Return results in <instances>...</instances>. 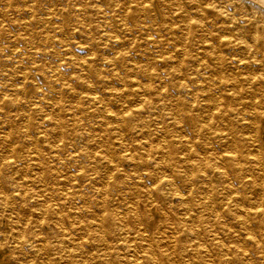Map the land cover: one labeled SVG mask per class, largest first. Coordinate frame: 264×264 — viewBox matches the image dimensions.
Returning a JSON list of instances; mask_svg holds the SVG:
<instances>
[{"label": "clouds", "instance_id": "9594fccd", "mask_svg": "<svg viewBox=\"0 0 264 264\" xmlns=\"http://www.w3.org/2000/svg\"><path fill=\"white\" fill-rule=\"evenodd\" d=\"M0 182L10 264H264V13L0 0Z\"/></svg>", "mask_w": 264, "mask_h": 264}, {"label": "rangeland", "instance_id": "374dc122", "mask_svg": "<svg viewBox=\"0 0 264 264\" xmlns=\"http://www.w3.org/2000/svg\"><path fill=\"white\" fill-rule=\"evenodd\" d=\"M108 1V0H107ZM107 1L105 0L104 2L102 1H99V0H95V2L96 3H99V7L100 8H102V9H105V5L107 4ZM249 1H250V3H249ZM223 2L225 3V4H227L228 5V7L230 8V9H232V10H234V11H237V13L238 14H242V13H245V12H247V13H249V14H253V13H256V12H259V13H264V3H261V2H259L258 0L255 2V0H223ZM259 2V3H258ZM25 15H28V13H25ZM25 19H27L26 17H25ZM241 27H243V28H245L244 30L246 31V32H252V31H254V26L253 25H248L245 21H241V25H240ZM75 40H77V41H79L80 43H84V41L81 39V36L80 35H77V36H75ZM78 51H80L81 52V54H84V53H86L87 51H89L88 49H78ZM108 51H110V50H108ZM229 51H232L231 49H229ZM105 54H107V52L105 51ZM137 56L139 57L137 60H135L134 62L135 63H139V64H143V63H145V60H144V58H143V56H144V53L143 52H138L137 53ZM41 62H50V63H54L55 62V58L54 57H52V56H47V57H45L44 58V61H38V63H41ZM165 67H167V65H165ZM253 67H259V66H256V65H254ZM67 71L69 72V73H71L73 76L74 75H76V69L73 67V66H69V68L67 69ZM180 76H182V75H180ZM40 77H41V79H43L44 77L40 74ZM112 86H114V87H120V85L119 84H114V85H112ZM101 88H103L104 89V91H109V89L108 88H105L104 87V85H101ZM100 93L99 92H92V93H89V95H92V96H97V95H99ZM173 94L174 95H180V92L178 91V90H173ZM54 95V94H53ZM210 101H208L207 99H206V103H209ZM72 103H77V100H73L72 101ZM82 107H83V105H81ZM115 109H113V111H114ZM21 111H23V110H21ZM72 109H68V112H69V114H71L72 113ZM92 111H95V112H98L99 111V109L98 108H93L92 109ZM51 115V114H50ZM81 114L80 113H76V116L77 117H79ZM69 117H63V119H68ZM153 119H159V117H157V116H155V115H153V117H152ZM95 120H103V119H105V117H103V116H98V117H95L94 118ZM50 127H54V125H49ZM191 127H192V125H191V122L189 121V122H187L184 126H183V133H182V135L183 136H185V137H187V138H191V133H190V131H191ZM94 128H95V131H96V133L97 134H100L101 133V128H102V126L99 124V123H94ZM129 138H133V139H144V140H147V137H145L142 133L140 134V135H137L135 132H131V131H128V132H126L125 133ZM87 138L86 137H82L81 139H80V143H83L85 140H86ZM153 143H155V142H157V141H155V140H153L152 141ZM29 147H31V145H29ZM193 147H194V145H193ZM217 147L219 148V147H223V145H217ZM42 151H47V147L45 146V148H43L42 149ZM204 153H201V155H203ZM33 159H35V160H33V163H41L38 159H37V157H36V155H34V157H33ZM126 167H133V168H135L136 167V163H134V161H129L128 162V164L126 165ZM34 171H38V170H35L34 169ZM29 176H25L24 178H28ZM67 177L66 176H62V177H60V186L62 187L63 185H64V180L66 179ZM81 183V181L80 180H75V181H73L72 182V184H80ZM205 185H206V181L205 182H203ZM72 184H69L68 185V187L66 188V190H65V195L67 196V197H71L72 195H73V193L76 191V189L72 186ZM97 187H101V185H97ZM193 188L195 187V186H192ZM5 190H7V189H5ZM70 193V194H69ZM70 196H69V195ZM187 195H188V193L187 192H181V196H177V197H175V200H174V203H175V201H179L180 199H181V197H183L185 200L187 199ZM184 206H187V205H184ZM22 214L23 215H28L29 216V218H30V220L32 219V217H31V213H30V211L28 210V209H23L22 210ZM189 218H190V216H189ZM157 219H159V216H158V214H157ZM155 223H156V221H152V223H151V225H150V227H152V226H154L155 225ZM7 230V224L5 223V224H3V225H0V231H6ZM0 264H10V262L8 261V259H7V256H6V252H0Z\"/></svg>", "mask_w": 264, "mask_h": 264}, {"label": "bare ground", "instance_id": "6f19581e", "mask_svg": "<svg viewBox=\"0 0 264 264\" xmlns=\"http://www.w3.org/2000/svg\"><path fill=\"white\" fill-rule=\"evenodd\" d=\"M99 1H101V2L103 1V2H104L105 0H99ZM106 1H107V0H106ZM256 1H257V0H255V2H256ZM258 1L261 2V3H264V0H258ZM107 2H108V1H107ZM259 2H258V3H259ZM249 3H250V1H249ZM263 6H264V5H263ZM101 9H102V8H101ZM244 29H245V28H244ZM40 74H41L43 77H45V73L41 72ZM178 75H179V76H180V75H183V73L181 72V73H179ZM182 133H183V132H182ZM144 139H145V138H144ZM225 154H226V153H225ZM33 160H35V159H33ZM35 161H36V160H35ZM134 163H136V162L134 161ZM24 179H25V180H29V179H31V177L24 178ZM66 179H67V178H66ZM66 179H65V180H66ZM65 180H64V183H65ZM60 183H61V182H60ZM0 187H3L2 182H0ZM65 190H66V189H65ZM66 191H67V190H66ZM65 194H66V193H65ZM69 194H70V193H69ZM69 194H68V195H69ZM69 196H70V195H69Z\"/></svg>", "mask_w": 264, "mask_h": 264}]
</instances>
